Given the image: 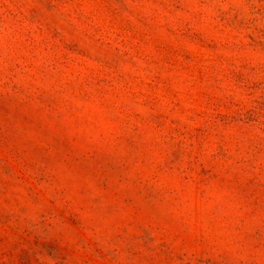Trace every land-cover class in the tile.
Listing matches in <instances>:
<instances>
[{"label":"clouds","instance_id":"1","mask_svg":"<svg viewBox=\"0 0 264 264\" xmlns=\"http://www.w3.org/2000/svg\"><path fill=\"white\" fill-rule=\"evenodd\" d=\"M0 264H264V0H0Z\"/></svg>","mask_w":264,"mask_h":264}]
</instances>
